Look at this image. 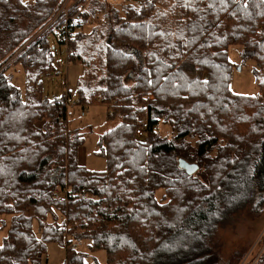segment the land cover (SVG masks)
<instances>
[{
    "label": "trees",
    "instance_id": "obj_1",
    "mask_svg": "<svg viewBox=\"0 0 264 264\" xmlns=\"http://www.w3.org/2000/svg\"><path fill=\"white\" fill-rule=\"evenodd\" d=\"M63 1L0 0V214L11 215L0 264H41L49 242L66 246V264H86L84 241L105 252L94 264H217L216 229L264 207V0L92 2L101 22L75 34L67 57L84 68L76 101L121 119L100 136L102 172L78 164L83 138L67 128L63 97L41 93L55 70L47 39L29 42ZM230 45L255 63V96L230 89Z\"/></svg>",
    "mask_w": 264,
    "mask_h": 264
},
{
    "label": "rangeland",
    "instance_id": "obj_2",
    "mask_svg": "<svg viewBox=\"0 0 264 264\" xmlns=\"http://www.w3.org/2000/svg\"><path fill=\"white\" fill-rule=\"evenodd\" d=\"M64 2L65 0L61 4ZM123 5L112 6L121 9ZM91 7L96 9L95 15L91 14L89 19L84 21L83 29H89L101 22L99 19L102 13L99 11V4H93ZM47 41L54 57L55 70L40 78V88L44 97L55 100L62 97L64 93L77 89L84 68L80 63L68 61L64 45L57 43L51 36H48ZM241 51V45L228 47V57L233 64L229 86L234 94L255 96L258 93L253 72L255 63L251 59H243ZM11 62L13 64L6 65L5 71L10 76L11 82L24 91L25 73L21 65H15L13 60ZM108 113V106L102 103L85 105L76 101L67 107V128L78 131L83 138L77 151L78 164L93 172L106 170V161L98 154L100 136L121 121L119 116L112 120L108 119ZM42 124V122L38 123L39 126ZM10 221V214H0V246L3 245L7 236ZM33 229L39 236L35 221ZM67 239L69 237L65 238ZM88 243L84 241L76 246V249L87 253L86 264H94L95 261L104 263L105 252L102 250L90 252L87 248ZM211 243L218 257L217 264H255L264 252V207H261V211H253L250 205L241 209L233 222L216 229ZM41 264H66V246L58 242L47 243Z\"/></svg>",
    "mask_w": 264,
    "mask_h": 264
},
{
    "label": "built area",
    "instance_id": "obj_3",
    "mask_svg": "<svg viewBox=\"0 0 264 264\" xmlns=\"http://www.w3.org/2000/svg\"><path fill=\"white\" fill-rule=\"evenodd\" d=\"M94 0H65L63 4L60 5L56 15L49 20V22L33 37L31 41L38 38L51 36L57 43L62 44L66 47L68 53V44L74 38L75 34L83 30V22L85 15L89 10L92 2ZM111 5H121V4H140L144 2H151L153 0H104ZM10 60L7 65L13 64ZM64 104L67 107L76 103L77 93L75 91H68L62 95ZM84 114L83 112L81 113ZM148 122L144 120L142 123H138L135 126V133L138 137L143 138L146 136L148 130ZM152 130H156L157 125L151 127ZM69 190L65 192L57 191L55 198H60L62 195L67 196Z\"/></svg>",
    "mask_w": 264,
    "mask_h": 264
},
{
    "label": "water",
    "instance_id": "obj_4",
    "mask_svg": "<svg viewBox=\"0 0 264 264\" xmlns=\"http://www.w3.org/2000/svg\"><path fill=\"white\" fill-rule=\"evenodd\" d=\"M134 51H135L134 49H130L126 53H133ZM178 166L179 168L183 169L189 175L193 174L194 172L198 170L197 164L189 163L182 159L178 160Z\"/></svg>",
    "mask_w": 264,
    "mask_h": 264
}]
</instances>
